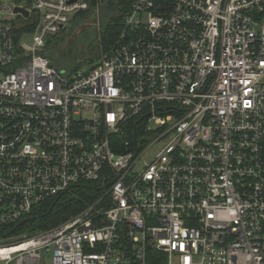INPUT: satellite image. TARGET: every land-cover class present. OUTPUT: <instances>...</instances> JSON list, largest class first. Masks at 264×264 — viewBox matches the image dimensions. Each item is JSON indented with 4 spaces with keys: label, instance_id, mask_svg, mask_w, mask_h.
Masks as SVG:
<instances>
[{
    "label": "built area",
    "instance_id": "obj_1",
    "mask_svg": "<svg viewBox=\"0 0 264 264\" xmlns=\"http://www.w3.org/2000/svg\"><path fill=\"white\" fill-rule=\"evenodd\" d=\"M100 2L0 0V230L97 193L0 264H264V0H131L95 67L57 70L46 41Z\"/></svg>",
    "mask_w": 264,
    "mask_h": 264
},
{
    "label": "trees",
    "instance_id": "obj_2",
    "mask_svg": "<svg viewBox=\"0 0 264 264\" xmlns=\"http://www.w3.org/2000/svg\"><path fill=\"white\" fill-rule=\"evenodd\" d=\"M131 0H110L107 6L105 7V16L103 22V30L100 34L101 41L100 43L103 45L104 49L109 48L113 45L117 36L120 33L122 28V22ZM117 11L119 14L116 16H112V13ZM83 18L84 15L80 13L75 18ZM96 42V40L94 39ZM58 42L57 35L51 37L46 41L45 49L43 50V55L48 57L51 60V64L57 70H67L75 71L77 70L81 64L86 63V60H83L85 57L83 53L78 49L69 48L67 51H61L56 49ZM59 43V42H58ZM97 46V45H96ZM92 50L90 54H86L87 58H89V62H91L94 58H97V47ZM46 52L54 53L57 52L58 57L55 59L51 58L46 54ZM66 68V69H65ZM70 69V70H69ZM84 186L83 188L77 190H71L67 194L58 198V200H51L37 209H35L32 215L29 217L33 219V221L24 223L21 227H19L16 231V235L21 233L23 230L27 229L31 233L36 231H43L47 229H51L56 225L60 224L65 217L75 215L81 212L87 203L91 202L93 196L96 197L97 193L92 190H86ZM74 192V194L70 195V193ZM54 204V205H53ZM53 205V207H52ZM52 207L51 211L49 209ZM13 226L5 227L0 230V237L4 236L8 231H10ZM156 262H153L155 264Z\"/></svg>",
    "mask_w": 264,
    "mask_h": 264
},
{
    "label": "rangeland",
    "instance_id": "obj_3",
    "mask_svg": "<svg viewBox=\"0 0 264 264\" xmlns=\"http://www.w3.org/2000/svg\"><path fill=\"white\" fill-rule=\"evenodd\" d=\"M11 1V0H7ZM110 0H101L99 4V13L95 14L92 10L86 13H82L84 15L83 18L79 17L78 19L75 18V16L72 18L70 23L65 27L64 30H62L58 35H57V40L58 42L56 44L57 47L56 49L61 50V51H67L69 48H73L80 50L81 53L84 55V59L87 62L81 64V66L78 68V70L82 71H88L91 67H95L98 64V60L94 58L91 62H89V58H87L86 54H90L92 50L97 47V53H98V47L101 38L100 34L103 30V22H104V16H105V7L109 3ZM119 13L117 11H114L112 13V16H116ZM80 15V14H78ZM76 15V17L78 16ZM16 17L12 16H7L5 19L8 21H12ZM35 34H24L21 38V44H25L27 46H31L33 44V38ZM96 40V42L94 41ZM48 56L51 58L55 59L58 57L57 52L49 54V52H46ZM66 69V68H65ZM68 70V69H67ZM70 70V69H69ZM162 148L161 144L154 145L153 147L150 148L148 152V159L151 157L155 156L160 149ZM74 194V192L70 193V195ZM14 228V227H13ZM17 231V230H16ZM13 233L7 238H3V240L0 239V246L4 245V243H11L13 240H16L19 236H21L24 233H29L30 231L25 229L21 233L16 235ZM41 258L39 260V264H50V259L51 255L50 253H46L45 251H41Z\"/></svg>",
    "mask_w": 264,
    "mask_h": 264
},
{
    "label": "water",
    "instance_id": "obj_4",
    "mask_svg": "<svg viewBox=\"0 0 264 264\" xmlns=\"http://www.w3.org/2000/svg\"><path fill=\"white\" fill-rule=\"evenodd\" d=\"M15 13H21L24 17H27V12L23 11V10H20V9H15L14 11ZM54 205V204H53ZM52 205V207H53ZM52 207L49 209V212L51 211ZM33 221V219H27V220H24L20 223H18L14 228H12L10 231H8L4 236H2L3 238H7L9 237L10 235H12L13 233H15V231L21 227L24 223H28V222H31Z\"/></svg>",
    "mask_w": 264,
    "mask_h": 264
},
{
    "label": "bare ground",
    "instance_id": "obj_5",
    "mask_svg": "<svg viewBox=\"0 0 264 264\" xmlns=\"http://www.w3.org/2000/svg\"><path fill=\"white\" fill-rule=\"evenodd\" d=\"M0 254H3V252H0Z\"/></svg>",
    "mask_w": 264,
    "mask_h": 264
}]
</instances>
